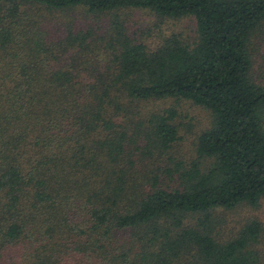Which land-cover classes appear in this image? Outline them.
I'll list each match as a JSON object with an SVG mask.
<instances>
[{
    "label": "trees",
    "instance_id": "1",
    "mask_svg": "<svg viewBox=\"0 0 264 264\" xmlns=\"http://www.w3.org/2000/svg\"><path fill=\"white\" fill-rule=\"evenodd\" d=\"M171 100L209 113L190 162ZM263 198L264 0H0V264H264L213 216Z\"/></svg>",
    "mask_w": 264,
    "mask_h": 264
},
{
    "label": "rangeland",
    "instance_id": "2",
    "mask_svg": "<svg viewBox=\"0 0 264 264\" xmlns=\"http://www.w3.org/2000/svg\"><path fill=\"white\" fill-rule=\"evenodd\" d=\"M126 19L134 34L144 41L150 48L157 47L165 37L170 35L181 36L191 41L196 35L194 20L190 17L168 18L159 17L147 10L128 12ZM157 108L175 107L177 111L176 123L179 127V137L175 142L173 153L178 159L185 162L194 160L197 156L195 142L197 135L209 125V113L202 107L188 100L158 101L153 103ZM209 164L208 160L200 159V167ZM213 216L216 218V231L223 237H230L250 220H256L261 226V234L255 248L264 254V198L256 207L241 204L234 209H215Z\"/></svg>",
    "mask_w": 264,
    "mask_h": 264
}]
</instances>
